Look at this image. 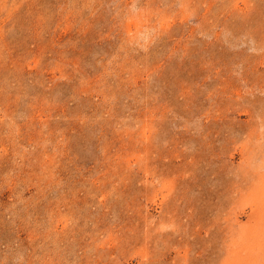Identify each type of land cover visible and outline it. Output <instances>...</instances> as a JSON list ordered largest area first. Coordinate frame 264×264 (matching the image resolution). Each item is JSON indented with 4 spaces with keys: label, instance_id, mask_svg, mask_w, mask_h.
<instances>
[{
    "label": "rangeland",
    "instance_id": "obj_1",
    "mask_svg": "<svg viewBox=\"0 0 264 264\" xmlns=\"http://www.w3.org/2000/svg\"><path fill=\"white\" fill-rule=\"evenodd\" d=\"M0 264H264V0H0Z\"/></svg>",
    "mask_w": 264,
    "mask_h": 264
}]
</instances>
